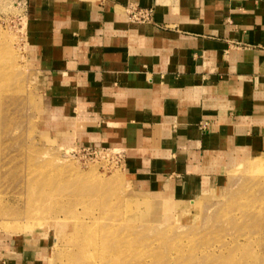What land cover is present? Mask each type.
<instances>
[{"label":"crops","instance_id":"0c3cea01","mask_svg":"<svg viewBox=\"0 0 264 264\" xmlns=\"http://www.w3.org/2000/svg\"><path fill=\"white\" fill-rule=\"evenodd\" d=\"M130 5L152 9V21H128ZM22 8L54 118L70 135L122 149L128 171L181 193L264 164V0H22ZM9 251L6 264L42 256L24 243Z\"/></svg>","mask_w":264,"mask_h":264},{"label":"rangeland","instance_id":"374dc122","mask_svg":"<svg viewBox=\"0 0 264 264\" xmlns=\"http://www.w3.org/2000/svg\"><path fill=\"white\" fill-rule=\"evenodd\" d=\"M33 57L22 0H0V264L23 243L41 247L39 264H91L75 231H93L108 256L96 264H129L117 246L141 256L133 264H264V164L182 193L140 179L122 149L58 123Z\"/></svg>","mask_w":264,"mask_h":264},{"label":"bare ground","instance_id":"6f19581e","mask_svg":"<svg viewBox=\"0 0 264 264\" xmlns=\"http://www.w3.org/2000/svg\"><path fill=\"white\" fill-rule=\"evenodd\" d=\"M257 164V163H256ZM25 179V178H24ZM47 197V196H46ZM51 197V196H50ZM51 199V198H50ZM47 200H49V199H47ZM92 200V199H91ZM94 201H95V199H94ZM91 217V216H90ZM92 221V220H91ZM113 227V226H112ZM115 227V226H114ZM89 230V229H88ZM80 232H78V231H75V233H74V236H76V239H75V242L76 243H78L79 245H80V248H79V250H78V253L81 255V256H83V258H88L89 260H90V262H91V264H96L97 263V261L99 260V261H101V260H103L104 258H107L108 256L106 255L105 256V253H104V255H102V253H100V252H98V251H100V249L98 250V246H97V238L95 237V235H94V233H93V231H91V233H89V234H86V237L83 239L82 237H80V234H79ZM114 238H116V239H118V237H115V236H113ZM115 242H117L116 244H118L119 243V241H117V240H114ZM125 247V246H124ZM117 248H119V246H117L115 249H116V251L117 252H119V253H121V255H122V257H120V258H122V260L123 261H125V263H129V264H133V263H131L132 261H134L135 259L137 260H139V259H141V256H135V254L133 255L132 253L131 254H129V252H131L130 250H129V252H128V250H126V252H128L127 253V256H128V258H126V256H125V254H124V251H125V249H123V250H121V251H119ZM103 252H105V251H103ZM107 252V251H106ZM116 252V255L117 256H120V254L119 253H117ZM74 254V253H73ZM112 254H114V252L112 253ZM115 255V254H114ZM116 256V257H117ZM110 257V256H109ZM69 258H70V256H69ZM74 258V257H73ZM87 259V260H88ZM156 259H158V258H156ZM76 260V259H75ZM149 260H150V258H149ZM86 261V260H85ZM145 261H147V259L146 260H144V262ZM74 262V261H73ZM111 262V261H110ZM157 262V261H156ZM76 263V262H75ZM85 263V262H84ZM87 264V263H86ZM105 264V263H104ZM114 264H121V263H119V259L118 258H115V260H114ZM124 264V263H123ZM139 264H145V263H140L139 262Z\"/></svg>","mask_w":264,"mask_h":264},{"label":"built area","instance_id":"2783aa9c","mask_svg":"<svg viewBox=\"0 0 264 264\" xmlns=\"http://www.w3.org/2000/svg\"><path fill=\"white\" fill-rule=\"evenodd\" d=\"M126 14H127L128 21H130L131 23L146 24L152 21L153 11L150 8H143V7H138L135 5H130L127 8ZM94 150L98 151L99 153L104 151V149L99 148V147H95ZM116 154H118L117 160L121 161L122 157L120 153H116Z\"/></svg>","mask_w":264,"mask_h":264}]
</instances>
